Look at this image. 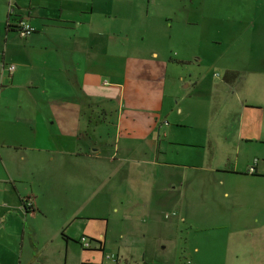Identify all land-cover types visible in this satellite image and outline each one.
<instances>
[{
    "label": "crops",
    "instance_id": "crops-1",
    "mask_svg": "<svg viewBox=\"0 0 264 264\" xmlns=\"http://www.w3.org/2000/svg\"><path fill=\"white\" fill-rule=\"evenodd\" d=\"M143 3L0 0V264L55 260L52 240L26 246L27 222L30 216L45 218L47 204L59 209L62 224L71 220L69 240L85 252H114L117 264H179L190 257L186 248L195 254L187 262L203 264L185 226L217 222L229 229L226 247L232 237H264V194L249 206L245 202L248 190L264 186V49L260 53L252 42L246 50L261 69L253 63L225 70L222 87L231 91L244 84L243 77H262L252 83L247 102L166 108L155 94L150 104H136L130 78H160L171 62L201 65L202 45H223L220 38L201 36L175 44L173 27L161 23L173 19L175 8L168 0ZM245 6H231L230 13H243ZM183 8L185 24L201 29L204 0ZM246 19L231 18L232 32L245 30ZM21 21L35 29L31 36L19 35ZM240 41L231 38L232 44ZM139 105L149 106L150 116L126 113ZM176 110L185 120L173 118ZM176 151L183 162L169 159ZM213 186L216 196L205 198ZM26 200L33 204L29 213ZM228 200L230 210L220 209ZM64 204L74 205L70 214ZM209 205L218 206L214 214ZM240 207L245 230L237 229ZM83 236L94 249L82 247Z\"/></svg>",
    "mask_w": 264,
    "mask_h": 264
},
{
    "label": "rangeland",
    "instance_id": "rangeland-1",
    "mask_svg": "<svg viewBox=\"0 0 264 264\" xmlns=\"http://www.w3.org/2000/svg\"><path fill=\"white\" fill-rule=\"evenodd\" d=\"M143 1L145 2L143 4L146 5L147 0ZM164 1L166 3L167 0ZM195 2L197 3V0H195ZM191 3H193V0H168V4L175 8L173 19H170L169 23L161 19L164 21L161 23L166 30L171 31L169 26L173 27L175 44L181 43L184 37L193 38L194 36H201L209 42L213 39L220 38L222 39L223 45L217 46L211 43L202 45V48L205 49V60L201 65L194 63L190 66H180L173 62L169 64L170 62L167 61L172 68L167 75L164 74L162 77L157 78L147 76L143 73L136 78H130L131 81H128V91L129 88L131 89L130 91L136 88V94L134 95L136 96V104H150V97L155 94H157L160 99L164 100L166 108L171 104H175L174 106L176 108V104H182L183 102H186V104L200 103L201 106H205V103H213L215 101L242 100L247 102L250 99L249 90L253 86L252 83L262 78H259V76H256L257 78L243 77L241 79L244 84L241 83L238 85L236 91H231L228 88L222 87L226 75L225 70L236 67L247 69L250 68V65L253 63H255V67L260 66L259 61L250 62L251 58L249 59L247 57H252V53L246 50L249 44L252 46V42L255 43V47L260 53H262V49H264V0H204V17L206 19L199 30L197 29L198 27L195 28L191 25H186L183 20V7L189 6ZM145 5H143V11H146ZM241 5H246L243 13H230L231 6ZM162 6L163 3L161 2L159 7L161 8ZM214 15H216L217 21L210 19ZM241 16L247 17L246 29H237L232 32L231 18H233L232 21L234 22L237 18H241ZM223 18H226V20L221 21ZM231 38L242 39V41H240L239 44H232ZM153 62L154 61L150 62V64H153ZM259 69H261V66ZM249 79H251V84L245 86V82ZM190 82H193V84L196 82L198 83L197 86L187 89L186 87ZM255 92L258 94V92L262 91L258 89L255 90ZM253 94L254 93H252V96ZM128 103L129 99L126 100L125 104ZM204 108H208V106ZM132 109L130 112L126 110V113H134L142 117V114L150 116L152 112L149 106L145 105H139V107ZM175 117L180 121L185 120L184 115L181 116L177 110L174 112L173 118ZM126 121L127 120L124 119V124ZM193 130H197V126L187 132H192ZM172 156L175 161L178 160L183 162L185 159L181 151H176L174 154L169 155V159H172ZM216 191L218 190L213 186L205 192L206 196L205 194H203V196L205 198H207L208 195L215 197ZM248 191L253 195L245 197V202L249 206L248 203H252L254 198L259 199L260 194H264V186L261 185L251 188V190ZM222 196L223 194L220 197L222 198ZM261 200H264V196L261 197ZM64 206L68 209V213L70 207H74L73 204H64ZM226 206L230 210V200L220 205V209H224ZM209 207L212 208L211 214L215 213L216 207L218 208V206L215 205H209ZM244 208L245 207H240L239 211L235 213L236 215L238 214L237 218H239L240 225L237 229L240 230L249 228L247 226L248 221L243 220V214L240 213ZM45 209V218L30 216V220L27 222L29 228L27 229L26 246L28 249L33 248L32 246L35 245L37 239L40 238L43 242L52 240L51 247H53V249L50 251L55 252L57 257L51 264H117V262L120 261V258L114 252L108 250L103 254L99 251H83L81 246L77 244L78 241L75 242L73 238L70 240L68 238L69 235L66 230L71 220L68 223L62 224V219H64V217L59 209L50 204H47ZM235 223L236 221L234 220L233 224ZM218 225L219 224L215 222L212 225L203 226V228H201V226L195 229L188 226L183 228L185 236L186 234L191 236L187 238L189 239V246L199 249L198 256L203 264H264L263 236H257L254 240L249 238L248 235L237 238L232 237L230 238V244L232 246L226 247L229 229L225 230L226 228H219ZM186 249L184 253L188 254L190 257L187 256V260H184L183 257L179 264H184L185 261L194 262L193 256H195V254H189V248ZM176 254L177 252L173 254L174 257H176Z\"/></svg>",
    "mask_w": 264,
    "mask_h": 264
},
{
    "label": "built area",
    "instance_id": "built-area-1",
    "mask_svg": "<svg viewBox=\"0 0 264 264\" xmlns=\"http://www.w3.org/2000/svg\"><path fill=\"white\" fill-rule=\"evenodd\" d=\"M34 32H35V29L28 22L22 21L19 24V35L22 38H27V37L31 36ZM8 69L10 70V72H14L15 71V66H9ZM250 173L251 174H254L255 173V169L254 168H251L250 169ZM24 206L31 207L32 208L33 207L32 200H26L24 202ZM80 244L82 245V247L85 250H92V249H94V242L90 238H87V237H84L83 236L80 239ZM187 264H192V263L191 262H188Z\"/></svg>",
    "mask_w": 264,
    "mask_h": 264
},
{
    "label": "trees",
    "instance_id": "trees-1",
    "mask_svg": "<svg viewBox=\"0 0 264 264\" xmlns=\"http://www.w3.org/2000/svg\"><path fill=\"white\" fill-rule=\"evenodd\" d=\"M21 22H22V21H21ZM21 22H20V23H21ZM17 31L19 32V27H17ZM25 209H26L27 213H29L30 211L33 210V207L31 208V207H26V206H25Z\"/></svg>",
    "mask_w": 264,
    "mask_h": 264
}]
</instances>
